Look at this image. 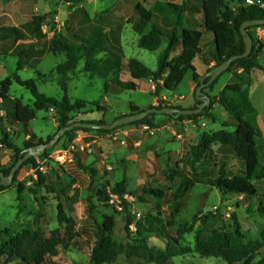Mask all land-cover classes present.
I'll return each instance as SVG.
<instances>
[{
    "label": "rangeland",
    "instance_id": "obj_1",
    "mask_svg": "<svg viewBox=\"0 0 264 264\" xmlns=\"http://www.w3.org/2000/svg\"><path fill=\"white\" fill-rule=\"evenodd\" d=\"M138 3L152 11L154 24L166 28L168 22L179 15L168 3L181 4L182 0H85L81 4H75L74 0H17L15 2L0 0V28L5 26L19 28L24 32L28 44H33L36 51L44 52L43 57L29 60L28 65L18 74L23 80H37L41 93L62 101L65 93L59 83L62 76L58 74L57 66L64 63L67 57L65 54L51 53L50 40L55 35H64L69 42L77 43L75 34L87 37L92 27L98 25L97 21L103 11L109 12L114 16L112 18L114 22L119 26L122 25L121 30L117 29L118 26H114V34L120 36L125 56L124 63L131 58H137L152 71L158 68L159 57L166 43L153 52L140 48L136 43L140 35L124 19L129 18V22H134L139 18L135 11V5ZM226 3L236 10L252 5L263 6L259 0H252V3L248 0H226ZM118 11L125 17L119 16ZM34 16L46 18L43 26L45 39H37L32 33ZM205 33L212 38L208 46L210 52L206 49L207 58L211 57L210 54L214 56L215 44L212 33ZM251 34L259 43L264 44V41L257 36V27L251 29ZM109 38H112L111 35ZM207 41L208 38L205 37L203 45ZM4 50L5 48L0 47V79L15 74L21 60L17 54L4 55ZM104 55L105 53L100 57ZM259 61L262 69H255L252 74H247L242 72V69L234 68L231 72L223 74L218 84L206 93L213 99L220 94L222 88L228 85L242 83L248 92L259 84L254 91H250V100L257 111H251L243 105L237 107L236 112H241L249 122L259 127L260 132L256 142L260 168H262L264 167V50ZM200 63L201 61L197 63L199 70H201ZM84 66L85 60H82L71 76V81L69 82L68 78L67 82L68 97L71 102H87L86 109L70 115V119L74 122L103 121L111 124L119 117L128 114L131 111V104L146 108L154 98L146 81L143 82L142 88L136 91L106 93V80L85 72ZM192 81V74L189 72L179 88L172 93L187 97L186 101L182 104L167 101L164 103L184 107L192 102L195 98L194 94L189 96ZM247 95L237 96L233 92H226L228 98L241 102ZM10 97L21 100L24 105H33L35 100L30 90L15 81L11 87ZM95 102L105 106L106 112L93 106ZM2 109L5 111L6 118L10 114L8 111H11L12 104L5 103ZM59 120L60 115L55 109L38 112L37 118L29 124V129L36 136L34 141L38 142L41 139L46 143L53 139L59 129ZM186 121L188 120L181 123L184 124ZM190 121L195 122H192L189 132L183 128L177 129L170 134L167 144L162 148H156L153 154L142 155L138 159H128V154L124 152L104 157V148L93 142L105 137L113 144H124L121 131L126 130L127 127L111 133L90 132L87 136H81L75 132L60 138L55 147L50 149L47 157L37 158L36 164L21 170L17 183L0 194V231H11V235L16 240L17 251L22 255H29L35 244V234L50 238L54 232H57L55 236L62 238L65 227L69 223L75 235L72 244L67 249L58 246L56 250H42L41 264H94L91 254L97 240V223L102 224L105 217H113L115 228L112 238L119 244L136 246L148 244L156 250L166 251L170 247V238H177L180 247L190 249V253L175 257L167 264H228L221 258L203 257L197 253L195 251L196 236L199 232L208 236L215 228L231 232L238 223L245 242L262 240L264 178L253 179L259 191L255 197L221 193L213 186L221 168L225 166L232 176H244L246 167L244 161L236 155H232L228 162L224 161L222 155L218 153L219 143L212 145L217 159L212 161L211 167L204 165L202 160L199 164L202 168L199 174H195L189 165L193 158L190 153L202 136L221 130L233 132L236 126H224L229 121L233 122L234 118L220 104H217L215 110L207 115ZM13 124L8 121L5 126L10 129L8 132L12 142L23 149L26 141L29 140L27 132L22 125ZM138 127L142 126H136ZM1 149L8 150L9 158L14 159L13 151L5 146ZM45 159L48 160L45 163L47 172L44 174L36 172V167L39 163H44ZM8 165H11L10 161ZM82 167L85 168L82 169ZM90 168L98 171L93 184ZM110 172H112L111 175ZM40 174L45 177L44 184L40 181ZM123 179L127 180L126 199L130 207L128 211L120 212L111 203L109 205L101 203L97 194L104 187L108 185L112 187ZM187 179L195 181V185L186 197L178 199L177 191ZM20 185L24 188L22 193H19ZM150 190L161 191L163 196L153 195L149 193ZM108 192H112L111 188ZM178 203H182L179 212L176 211ZM128 215L133 218L137 231H132L130 226L127 230ZM138 215H141L139 220ZM9 239V236L0 233V246ZM53 254L57 256L53 257ZM261 259L262 255L254 264H260ZM1 264L25 263L20 258L5 256ZM113 264L154 263L141 257L128 258L122 255Z\"/></svg>",
    "mask_w": 264,
    "mask_h": 264
},
{
    "label": "trees",
    "instance_id": "obj_2",
    "mask_svg": "<svg viewBox=\"0 0 264 264\" xmlns=\"http://www.w3.org/2000/svg\"><path fill=\"white\" fill-rule=\"evenodd\" d=\"M7 2H15L17 0H6ZM85 0H74L75 4H81ZM264 6V0H259ZM179 15L172 31H165L160 26L153 23L154 15L151 10L147 9L143 4L138 3L135 6V11L139 16V20L133 24V29L136 33L141 35L139 47L156 51L159 49L162 37L169 39V45L164 51L162 57L158 62V68L154 72L149 69L141 60L131 58L127 63H124V50L120 36L114 34V26H118L121 30L122 25H118L112 19L114 16L109 12H102L97 23L92 27L91 32L85 36L75 34L77 43L69 42V39L64 35H55L50 40L49 51L53 54H65L67 59L64 63L57 66V72L62 76L59 83L65 93L62 101L51 98L46 94L39 91L37 80L29 79L23 80L19 76V71L23 70L31 59L41 58L44 56L43 51H36L33 44H28L25 39V34L22 30L14 26H5L0 28V47L5 48L4 55H18L21 60L18 64V69L15 74L5 79H0V125H4L5 119L12 123H18L23 126V129L30 136L26 141L25 147L22 149L14 144L11 140L10 134L6 130H2V146L7 147L13 151L14 159H11V165L0 166V172L9 175L12 167L19 160L21 153L24 149L44 143L41 139L35 142V134L29 129V124L37 118L40 111H49L50 109L57 110L60 115L59 129L69 126L74 122L70 119V115L80 113L87 107V102L77 101L72 103L68 97V74L74 73L82 60H85L84 71L103 77L105 82V92H124L139 90L140 85L138 81L143 79H152L155 84V95L158 97L162 92H174L182 84L186 75L190 72L193 76V81L196 84L194 96L196 99L197 88L201 84L204 76H200L194 66L195 58L201 54L204 41L205 32H211L214 35L215 52L214 59L217 66L224 63L232 56L242 55L245 50L244 38L241 34V27L247 21L263 20L264 7L259 5H252L247 7H240L238 10L230 7L226 0H184L183 4L168 3ZM203 14V26L201 29H188L184 28L179 32L178 28L182 26V18L185 13ZM87 14V13H86ZM46 23L44 16H34L32 19V33L37 39H45L46 35L43 32V26ZM151 25L152 29L149 33H145L146 28ZM251 27L249 33L251 34ZM111 35V39L109 38ZM252 35V34H251ZM118 36V37H117ZM253 36V35H252ZM254 47L252 54L243 59L235 61L230 69L225 72L229 73L234 68L242 69L246 73H250L255 69H262L259 57L264 49V44L259 43L254 37ZM179 48L181 53L177 58L172 55ZM104 57H100L104 54ZM210 69L209 71H211ZM208 71V72H209ZM131 75V80L123 81L121 79L124 73ZM224 73V74H225ZM223 75V74H222ZM221 75V76H222ZM220 76V77H221ZM216 79L211 85L204 89L205 94L207 90L213 89L220 79ZM211 77L205 79L204 83L207 85ZM17 82L19 85L30 90L34 97L33 105H24L19 99H12L10 91L13 83ZM163 81V83L161 82ZM241 84L228 85L226 92H234L242 95ZM226 92H223L219 98L212 99L209 107L205 108L202 113L198 115H161L168 117L170 120L183 122L184 120H196L200 117L207 115L215 103L221 104L234 118V121H229L228 125L236 126L233 132L225 130L217 131L213 134L203 135L200 142L192 150V160L189 165L195 174H199L201 170L199 167L200 162L207 167H211L213 160L217 159V155L212 150L214 143H219L218 153L222 155L224 161L231 160L232 155H236L245 163L246 172L244 176L230 175L228 169L224 166L219 172V176L213 182L215 186L223 194H238L249 197L258 195V189L253 183L254 178H264V167L260 168V159L256 137L259 135V127L249 122L245 115L241 112H236L237 107L245 105L249 110L253 111L248 99L241 102L233 98H228ZM5 103H11L12 109L8 111L7 117L3 114L2 106ZM199 102L196 99V104ZM98 110L106 112L107 108L102 106L99 102L93 103ZM164 107L183 109L180 106H171L160 101L155 108L162 109ZM197 106L195 105L194 108ZM154 108V107H150ZM131 111L133 113H140L141 110L138 106L132 104ZM160 115L152 114L141 121L121 126L114 131L129 127V126H148L150 129H157L158 125L155 118ZM84 122V121H81ZM93 123H104L93 122ZM77 131L96 132V133H111L113 131L107 130H91L77 128L73 131L67 132L64 136H69ZM49 142V141H48ZM46 142V143H48ZM48 150L44 156H48ZM80 160V159H79ZM37 159L32 158L28 160L21 170L32 164H36ZM80 166H82L80 164ZM85 167H82L84 169ZM21 170L17 173L14 183L10 187L0 185V194L12 188L18 181ZM92 173L91 183L96 181L98 171L90 168ZM40 181L42 184L45 182V177L40 174ZM1 182V178H0ZM110 184V183H109ZM195 185V181L187 179L181 184L177 191L178 199L187 196L191 188ZM114 195L118 196L124 206V210L128 211L130 204L126 199L128 195L127 180L123 179L121 182L116 183L114 186L108 185L101 189L97 197L101 203L109 205L110 194L108 189ZM24 188L22 185L19 187V193H22ZM149 193L162 197L161 191L150 190ZM182 203H178L176 211L181 210ZM133 224V218L127 216V230ZM97 240L93 247L91 259L94 264H113L119 256L125 255L128 258L141 257L154 264H167L173 258L190 253V249L182 248L179 246L177 238H170V247L166 251L156 250L151 248L148 244L142 246L124 245L115 242L112 238V232L115 228V220L113 217H105L102 224L97 223ZM140 232V229H138ZM1 234L9 236L10 239L5 241L0 246V264L5 256L12 258H20L25 264H41L43 258L41 251L56 250L58 246L68 248L75 239L74 230L69 223L65 227L64 236H53L46 238L41 234L34 235V246L32 253L29 255H22L19 253L16 240L11 235V231H0ZM195 251L203 257H217L226 261L228 264H254L256 259L262 255L260 264H264V231L262 233V240L245 242V237L241 231V226L237 223L235 229L228 232L225 229L215 228L211 230L210 234L206 236L203 232H199L196 236ZM57 256L56 254L52 255Z\"/></svg>",
    "mask_w": 264,
    "mask_h": 264
},
{
    "label": "crops",
    "instance_id": "obj_3",
    "mask_svg": "<svg viewBox=\"0 0 264 264\" xmlns=\"http://www.w3.org/2000/svg\"><path fill=\"white\" fill-rule=\"evenodd\" d=\"M183 1L184 0H182L181 4H183ZM195 1L198 2L199 0H195ZM117 14L119 16L123 17V18L125 17V15H123L119 11L117 12ZM124 19H126V21L131 24L132 28H133V24L139 20V18H137L136 20H134V22H129V18L128 19L124 18ZM164 19H166V18H164ZM176 21H177V17H173L172 20H170L168 22L166 28L161 27V26L160 27L163 28L165 31H172L175 28ZM202 26H203V14L202 13L191 14V13L187 12V13H185L183 15L182 26L179 27L178 30H179V32H182V30L184 28L201 29ZM151 29H152V26L149 25L146 28L145 33H149L151 31ZM208 36L209 35H207V33L204 34V39L206 37V38H208V41L205 42L204 45L202 46L201 54L198 55L195 58V60H194V66H195V68L197 70V73L200 76L206 75V73L210 69L214 68L215 65H217L213 54H210L211 57L209 56L207 58H206V55H205L206 54V49H208V46L211 44V41H212V38L208 37ZM140 38H141V35H140L139 39L136 41L138 46H139ZM213 39H214V35H213ZM165 43H166V47L163 50V52L161 53V55L159 57V60H160V58L162 57L164 51L166 50V48L169 45V39L167 37H162V42H161L160 47L163 46ZM208 52H210L209 49H208ZM180 53H181V48H179L175 53H173L172 57L175 59V58H177L179 56ZM198 61H201V63H200L201 70H199V68L197 66ZM156 70H154V72ZM241 71L244 72L243 70H241ZM253 72L254 71H252L251 73H247V74H252ZM74 73H69L68 74L69 82L71 81V79H72L71 76ZM244 73H246V72H244ZM121 79L123 81L131 80V75L129 73L123 74ZM192 80H193V76H192ZM145 81L148 82L149 88H150V92L154 96V98H153L152 102L146 108H141L138 105L134 104V105L138 106L141 110H146V109H148L150 107H155V106H157L159 104L160 101H167L169 103L172 102L173 104H182L184 101L187 100V97L173 95L172 94L173 92H162L157 97L155 95L156 87H155V84H154L152 79H143L141 81H138V84L140 85L139 89L142 88V84ZM161 82L163 83V81H161ZM239 84H241L243 86L242 94H246L247 95V93H248L246 98L248 99L249 103L251 104L253 111H257L255 109L253 103L251 102L250 97H251V92L254 91L256 85L258 86L259 84H256L255 87H252L248 92H246V90L244 89L245 88L244 84H242V83H239ZM226 87L227 86H225L224 88L221 89L220 94L216 98H219L220 95L223 92H226ZM195 89H196V84L194 83V81H192L190 83V94H189L190 97L194 94ZM235 95L241 96L238 93H235ZM217 104H219V103L216 102L211 111L215 110V108L217 107ZM195 105H196V99L194 98V100H192V102L188 103L186 106H184L182 108L183 109H192V108L195 107ZM179 106L181 107V105H179ZM131 112L132 111H130L128 114H125V115H129ZM3 114L5 115V111H3ZM6 122H8L7 119H5V122H4V125H3L4 127L2 125H0V132H1L0 139H2V131L1 130L4 129L7 132L10 131V129L5 126ZM155 122L158 125L157 129H150L148 126H142V127H138V128H136V126H131L132 128L131 127H127L126 130H122L121 133L123 134L122 140H123L124 144H122V143H117V144L114 143L113 144V143H111V140H109L108 138H105V137H104V139L103 138L102 139L98 138V140L97 139L93 140V142L98 143L99 146H102L104 148V157H106V156L110 157L111 155L115 156L116 153L124 152V153L128 154V159H131V158H134V159L137 158L138 159L139 156H142V155L148 156L150 154H153L154 153V149H156V148L157 149L162 148L165 144H167V140L170 137V134L175 132L177 129L183 128L187 132H189L188 130L190 129V127L193 124L192 122H195V121L188 120V121L184 122V124H183L181 122L170 120L168 117L160 115V116H157L155 118ZM13 125L20 126L18 123H14ZM148 129L151 130V131L147 132L146 130H148ZM77 132L81 136H87L88 134H90L89 132H84V131H77ZM27 137L29 138L30 136L27 134ZM1 148H2V144L0 143V166H7L9 164V161H11V159L9 158V155H8L9 151L8 150H4V149L2 150ZM190 154H191L190 156H192V152ZM111 174H112V172H110V175Z\"/></svg>",
    "mask_w": 264,
    "mask_h": 264
},
{
    "label": "water",
    "instance_id": "obj_4",
    "mask_svg": "<svg viewBox=\"0 0 264 264\" xmlns=\"http://www.w3.org/2000/svg\"><path fill=\"white\" fill-rule=\"evenodd\" d=\"M258 26H264V19L263 20H255V21H247L245 22L241 27V34L244 38L246 50L242 55H235L232 56L230 59L225 61L224 63L215 66L211 71L207 72L204 78L201 80L200 86L197 88L196 91V99L199 103L196 108L192 109H178V108H170V107H164L162 109L158 108H148L146 110L141 111L140 113H133L131 112L129 115H124L122 117H119L111 124H104V123H93V122H75L69 126L63 127L60 129L55 137L51 139L48 143H40L38 145L32 146L30 148H26L21 153V156L19 160L15 163V165L12 167L11 172L9 175H5L3 172H0V178L1 182L0 185L10 187L15 180V177L17 173L21 170L23 165L32 158H40L45 155V153L54 148L57 142L60 138L64 137V135L67 132L73 131L77 128L82 129H91V130H107V131H114L115 129L124 126L129 125L138 121H141L142 119L152 115H198L203 112V110L207 107H209L212 103V98L205 94L204 89L211 85L216 79H218L222 74L227 72L231 65L243 58H247L252 54L253 47H254V39L253 36L249 33V29L251 27H258ZM211 77L209 83L206 85L204 83L205 79Z\"/></svg>",
    "mask_w": 264,
    "mask_h": 264
},
{
    "label": "built area",
    "instance_id": "obj_5",
    "mask_svg": "<svg viewBox=\"0 0 264 264\" xmlns=\"http://www.w3.org/2000/svg\"><path fill=\"white\" fill-rule=\"evenodd\" d=\"M248 2L252 3V0H248ZM257 36L259 37V39L261 41H264V26H258L257 27ZM47 159H45L44 163H39V165L36 167V172H40V173H46L47 172V167L45 165V163H47ZM110 194V203L115 206V208L122 212L124 210V206H123V202L122 200L114 195L112 192L109 193ZM141 218V215H138V220ZM130 228L132 229V231H137L136 226L134 224L130 225Z\"/></svg>",
    "mask_w": 264,
    "mask_h": 264
},
{
    "label": "flooded vegetation",
    "instance_id": "obj_6",
    "mask_svg": "<svg viewBox=\"0 0 264 264\" xmlns=\"http://www.w3.org/2000/svg\"><path fill=\"white\" fill-rule=\"evenodd\" d=\"M199 103L201 104L202 102H199ZM199 103H198V104H199ZM198 104H196V106H197Z\"/></svg>",
    "mask_w": 264,
    "mask_h": 264
}]
</instances>
